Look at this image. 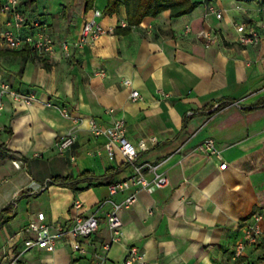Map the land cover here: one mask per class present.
Segmentation results:
<instances>
[{"label": "crops", "instance_id": "crops-1", "mask_svg": "<svg viewBox=\"0 0 264 264\" xmlns=\"http://www.w3.org/2000/svg\"><path fill=\"white\" fill-rule=\"evenodd\" d=\"M25 1L19 5L27 17L21 27L13 13L0 12V81L38 97L28 105L0 94V143L19 154L0 153V212L12 207L15 213L0 228V264L19 255L22 264H124L132 247L142 264H264V242L235 260L247 227L264 215V0H192L198 7L190 14L174 18L168 10L127 32L115 31L128 24L126 6L108 15L110 0H96L91 10L86 0H37L31 8ZM94 10L102 11L98 22L109 31L77 47ZM240 24L262 27L260 42H240ZM8 29L20 36L45 31L55 38V50L11 48L1 37ZM203 30L217 39L208 42ZM65 41L69 50L62 48ZM134 89L142 94L138 100L132 99ZM117 119L126 122L148 178L156 167L170 184L154 193L134 187L114 197L120 202L138 192V201L120 213L122 238L105 251L112 235L109 185L128 179L132 169L110 173L128 163L121 153L109 159L107 138L95 135L91 125L108 128ZM68 134L76 143L60 155L58 142ZM210 138L223 160L196 150ZM84 173L89 180L51 182ZM78 200L84 216L96 214L100 221L97 234L82 240L86 255L77 253L72 238L54 252L26 249L25 241L36 238L26 231L33 217L45 213L52 225L71 221Z\"/></svg>", "mask_w": 264, "mask_h": 264}, {"label": "built area", "instance_id": "built-area-1", "mask_svg": "<svg viewBox=\"0 0 264 264\" xmlns=\"http://www.w3.org/2000/svg\"><path fill=\"white\" fill-rule=\"evenodd\" d=\"M19 5L20 0H5L0 6L1 13L14 14L17 27H21L27 22V17L19 11ZM102 15V11L94 10V16L85 22L81 37L79 41L75 43L77 47H84L88 44L94 43L103 34L109 31L98 22V18ZM218 18H222V13L218 14ZM262 27L264 29V25ZM262 27L256 25H250L248 27L246 24H240L238 26V31L240 32L239 41L244 44L260 42L262 38ZM187 29L190 30V26H188ZM200 35L208 42H214L217 39L216 34L206 30H203ZM1 37L11 48L16 49L28 44L40 54H50L56 47L55 38L45 31H38L36 33H29L25 36H20L8 29L1 34ZM70 46L71 44L68 41L62 43V48H64V50H69ZM130 82L129 79H125L126 84H130ZM0 94L9 96L14 102L25 103L28 105L33 104L38 100L36 94L20 92L9 82L4 81H0ZM162 94L166 96L169 95L164 92ZM131 96L133 100H138L142 97V94L138 89H134L131 92ZM47 104L50 106L53 105L51 101H47ZM235 104H239V102H235ZM3 107V102H0V108ZM62 113L65 117H71L67 107L62 108ZM91 131L97 136H105L107 138L105 151L111 161H114L117 154L121 153L132 169V175L128 179L111 183L109 185L110 198L105 201V203L110 204L107 219L112 235L109 240L103 244V249L109 251L114 244L120 241L123 235V221L120 213L122 210L132 207L138 201V192L133 191L129 193L120 202L116 201L114 197L118 194L125 193L134 187L145 190L148 193H154L159 189L169 186L170 179L166 175L157 172L156 167H151L150 171L153 173V178H148L144 172V167L139 163V152L137 148L127 138L126 122L123 119L113 121L108 128H102L95 123H92ZM76 140L77 138L75 135H66L58 142V154H66L76 143ZM142 147L145 148L144 145H142ZM196 150L223 160V153L217 146L216 141L212 138L200 143ZM14 165L17 168H21V164L17 161L14 162ZM227 166V163L224 161L220 168L225 170ZM73 207L78 210L79 213L71 221L65 223H57L54 225L49 224L45 213H39L33 217L27 226L26 231L35 233L36 238L27 239L25 241L26 249L39 247L49 252H54L64 239L72 238L76 241L77 253L86 255V245L82 243V240H86L97 234L100 227V221L96 214L84 216L81 212L84 207L82 201H76ZM263 220L264 215L257 214L255 216V222L247 227L245 240L237 245L235 260L242 256L248 246H257L264 242ZM134 263L142 264L143 258L139 250L132 247L129 250V255L124 264ZM3 264H22L21 255L14 259H10ZM96 264H105V261L99 260ZM228 264H235V261L229 262Z\"/></svg>", "mask_w": 264, "mask_h": 264}, {"label": "trees", "instance_id": "trees-1", "mask_svg": "<svg viewBox=\"0 0 264 264\" xmlns=\"http://www.w3.org/2000/svg\"><path fill=\"white\" fill-rule=\"evenodd\" d=\"M37 0H26L25 4L27 7H32ZM96 0H86V10H91L95 6ZM0 1V6H1ZM125 5L128 12V24L124 29L119 27L115 31H125L131 29L133 25H137L147 17H156L159 14L170 10L174 18H178L187 14L192 13L197 7L198 3L193 2L192 0H110L108 6L106 7V13L108 15H113L117 13L121 6ZM24 53L27 52L30 55V48L26 47L23 49ZM27 59V57H26ZM231 103V102H230ZM258 104H255L252 108L257 107ZM224 106L223 104L218 105L217 108L211 114L217 113L220 108ZM0 153L11 154L13 157H18L19 154L15 153L7 148L3 143H0ZM130 166L129 164H124L116 170H110V173L119 174ZM88 173H84L82 176L74 179L73 177H64L58 176L51 180L53 184L64 185L68 183H74L84 180H89L86 177ZM14 211L12 207H7L0 212V228H2L9 220L14 216ZM264 260V257L262 258Z\"/></svg>", "mask_w": 264, "mask_h": 264}, {"label": "rangeland", "instance_id": "rangeland-1", "mask_svg": "<svg viewBox=\"0 0 264 264\" xmlns=\"http://www.w3.org/2000/svg\"><path fill=\"white\" fill-rule=\"evenodd\" d=\"M3 64H4V65H7V62L4 61ZM12 165H13V163H12ZM13 166L16 167L15 165H13ZM29 198H32V197H29ZM35 204H36V201L32 198V204H31V206H32V207H35Z\"/></svg>", "mask_w": 264, "mask_h": 264}]
</instances>
